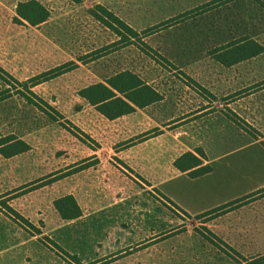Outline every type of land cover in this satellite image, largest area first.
I'll return each instance as SVG.
<instances>
[{
	"label": "rangeland",
	"instance_id": "obj_1",
	"mask_svg": "<svg viewBox=\"0 0 264 264\" xmlns=\"http://www.w3.org/2000/svg\"><path fill=\"white\" fill-rule=\"evenodd\" d=\"M26 1L0 0V264H238L264 255V192L196 218L155 182L198 150L228 183L264 182V53L229 67L215 59L243 38L264 47V0L228 2L143 38L150 50L135 42L95 61L92 52L118 41L91 16L102 15L97 6L140 33L213 0H36L49 17L34 27L17 21ZM69 62L78 67L31 87ZM124 71L163 100L109 121L79 93ZM29 90L33 103L19 93ZM8 137L29 149L2 156ZM69 195L81 216L66 221L54 201Z\"/></svg>",
	"mask_w": 264,
	"mask_h": 264
},
{
	"label": "trees",
	"instance_id": "obj_2",
	"mask_svg": "<svg viewBox=\"0 0 264 264\" xmlns=\"http://www.w3.org/2000/svg\"><path fill=\"white\" fill-rule=\"evenodd\" d=\"M71 1L74 3H80L83 0ZM231 1L234 0H213L211 2L198 6L190 11L184 12L171 19H168L159 25L148 28L140 33L130 28L127 24H125L118 17L106 10L104 7L97 6L95 8L96 11L102 12V15H98L94 11L91 12V16L95 20L100 22L103 26L108 28L111 32H113L118 38V41L102 49L92 52L90 54V61H95L101 57L113 53L119 48L135 45V42L139 43L143 48L150 50V48L143 42V38L149 37L150 35L154 34L155 32L161 29L177 25ZM255 1L260 4L259 0ZM261 5L264 7L263 4ZM16 15L19 18L17 20L19 21V23H26L34 27L44 23L49 17V12L38 1L29 0L17 4ZM262 53H264V47L262 45L249 38H243L234 41L226 45L225 47L217 49L215 52V59L221 65L229 67L242 61L254 58ZM163 61L166 60L163 59ZM77 67V64H75L74 62H69L67 64L58 66L41 76L33 78L29 81V83H32L31 87H34L42 81H47L49 79H53L55 77L66 74L68 72L73 71ZM39 78H42L43 80H40ZM16 83L18 84V82ZM19 93L31 103H33L31 97L37 99L35 94L30 90L27 92L29 96H25V94L21 92ZM79 95L100 115H102L109 121H113L123 116L130 115L138 109H144L152 104L158 103L163 100V96L159 92L144 83L137 75L129 71L120 72L112 76L106 81L105 84L98 83L88 86L81 90ZM234 123L239 126L242 130L247 132V130L243 128L240 124H238L237 122ZM242 123L248 129L252 130L250 126H248L244 122ZM68 124L71 125L70 123ZM248 134L254 140H257L256 137L252 136L250 133ZM261 145L262 147H264V142H262ZM2 149V156L9 158L14 155L26 152L29 149V146L24 142L15 139L14 137H8L3 140ZM196 154L197 155L190 152L182 154L173 162V167L180 173H186L190 178H198L211 173L213 169L210 165L205 164V161H207L205 158V154L200 150H198ZM262 192H264V188L247 194L222 206L214 208L210 211H207L201 215L196 216V218H201L213 212L237 206ZM162 196L174 208L185 214L182 210H180L177 206L170 202V200H168L164 195ZM54 208L60 215L61 219L66 221H71L81 216V211L78 204L76 203L75 199L70 195L59 198L54 201ZM4 209L9 215H12L14 216V218L16 217V219L25 222L24 218L17 214L10 206L5 205ZM26 223L30 228L34 229V226H32L30 223ZM218 241L220 240L218 239ZM52 243L55 249L59 251L58 253L60 255L64 257H72L62 248H60L57 244H55L54 242ZM241 259L244 258L241 257ZM238 264H264V255L256 256L250 259H244L243 263Z\"/></svg>",
	"mask_w": 264,
	"mask_h": 264
},
{
	"label": "crops",
	"instance_id": "obj_3",
	"mask_svg": "<svg viewBox=\"0 0 264 264\" xmlns=\"http://www.w3.org/2000/svg\"><path fill=\"white\" fill-rule=\"evenodd\" d=\"M178 157L155 182L160 193L189 217H196L264 188V182L252 188L247 187V182L244 185L241 182L228 183L227 178L219 177L214 169L204 176L190 178L173 167Z\"/></svg>",
	"mask_w": 264,
	"mask_h": 264
}]
</instances>
